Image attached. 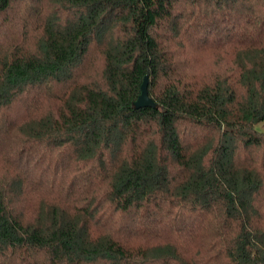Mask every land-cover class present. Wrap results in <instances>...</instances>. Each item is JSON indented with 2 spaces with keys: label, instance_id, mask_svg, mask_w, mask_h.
Returning a JSON list of instances; mask_svg holds the SVG:
<instances>
[{
  "label": "trees",
  "instance_id": "16d2710c",
  "mask_svg": "<svg viewBox=\"0 0 264 264\" xmlns=\"http://www.w3.org/2000/svg\"><path fill=\"white\" fill-rule=\"evenodd\" d=\"M0 264H264V0H0Z\"/></svg>",
  "mask_w": 264,
  "mask_h": 264
},
{
  "label": "water",
  "instance_id": "95a60500",
  "mask_svg": "<svg viewBox=\"0 0 264 264\" xmlns=\"http://www.w3.org/2000/svg\"><path fill=\"white\" fill-rule=\"evenodd\" d=\"M141 94L138 100L134 103V107L138 110L140 108H157L156 103L149 96L148 78L146 77L140 87Z\"/></svg>",
  "mask_w": 264,
  "mask_h": 264
}]
</instances>
